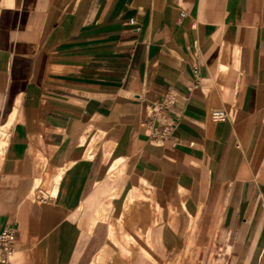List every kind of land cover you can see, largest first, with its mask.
Segmentation results:
<instances>
[{
  "label": "crops",
  "instance_id": "obj_1",
  "mask_svg": "<svg viewBox=\"0 0 264 264\" xmlns=\"http://www.w3.org/2000/svg\"><path fill=\"white\" fill-rule=\"evenodd\" d=\"M139 180L156 209L131 244L105 202ZM8 227L10 264H161L189 233L200 263L264 264V0H0Z\"/></svg>",
  "mask_w": 264,
  "mask_h": 264
},
{
  "label": "rangeland",
  "instance_id": "obj_2",
  "mask_svg": "<svg viewBox=\"0 0 264 264\" xmlns=\"http://www.w3.org/2000/svg\"><path fill=\"white\" fill-rule=\"evenodd\" d=\"M53 193H51L52 195ZM112 197H116L115 199H108L105 204L108 208H122V209H128L130 211L131 214H136V216H132L131 218L128 217V219L132 220V230L130 229L128 236H126V242H130L131 244H135L136 242H138V239L141 238V233L137 232L139 231V225L140 224V220H143L141 217V213L139 212V210L141 209H149L154 210L156 209V205L154 204L152 197H151V193L150 190L148 188V186L143 183L141 180H139L138 182H134V184H132V186L129 188L127 194H122L121 196L116 195L115 192H112L110 194ZM34 196L38 198H45V195L42 192L36 191L34 193ZM118 219V228L122 229L124 227L123 224V220L124 218L119 217ZM138 227V228H136ZM131 228V226H130ZM137 229V230H135ZM127 232V231H126ZM194 251V252H193ZM188 252V253H187ZM197 252L198 249H187L186 248H182L179 252H177L176 254L171 255L169 258H167L165 261L173 259L177 256H179L180 260L179 263H183V264H222L221 262V258L219 255V251L216 252V254H214L212 257H209V259H205V263H200L198 262L199 259H197ZM192 253V254H191ZM189 254V255H188ZM184 256V257H183ZM187 256V257H186ZM183 257V258H182ZM191 257V258H190ZM194 258L197 259L194 263ZM211 259V260H210ZM213 259V260H212ZM165 261H163L161 264H164ZM183 261V262H182ZM212 261V262H210ZM217 261V262H216Z\"/></svg>",
  "mask_w": 264,
  "mask_h": 264
},
{
  "label": "built area",
  "instance_id": "obj_3",
  "mask_svg": "<svg viewBox=\"0 0 264 264\" xmlns=\"http://www.w3.org/2000/svg\"><path fill=\"white\" fill-rule=\"evenodd\" d=\"M183 14H181L182 16ZM174 102V96L171 93H167L164 97L155 102L152 106L146 108L147 120L144 124L150 125L151 120L158 116L160 118L159 127H155L150 130L148 136L153 142H162L165 140L173 130V123L166 118L167 108ZM226 117L224 110L215 108L210 110L208 118L212 122L222 121ZM16 244V235L13 227H8L0 232V263L10 264L8 261L9 256L14 252Z\"/></svg>",
  "mask_w": 264,
  "mask_h": 264
},
{
  "label": "bare ground",
  "instance_id": "obj_4",
  "mask_svg": "<svg viewBox=\"0 0 264 264\" xmlns=\"http://www.w3.org/2000/svg\"><path fill=\"white\" fill-rule=\"evenodd\" d=\"M192 235H194V234H191V233H189V236H188V242L186 243V245H185V248H186V250L188 249V246H189V241H190V239H191V236ZM193 237V236H192ZM194 252V251H193ZM188 253V252H187ZM147 254V253H146ZM192 254V253H191ZM147 255H150L151 256V254H147ZM189 255V254H188ZM184 257V256H183ZM182 257V258H183ZM187 257V256H186ZM180 257L179 256H177V257H175V258H173V259H170V260H167V261H165V263L164 264H180L179 263V259ZM191 258V257H190ZM197 259H195L194 258V263H195V261H196ZM211 260V259H210ZM213 260V259H212ZM181 261V260H180ZM183 262V261H182ZM210 262H212V261H210ZM217 262V261H216ZM181 264H183V263H181ZM211 264V263H210Z\"/></svg>",
  "mask_w": 264,
  "mask_h": 264
}]
</instances>
